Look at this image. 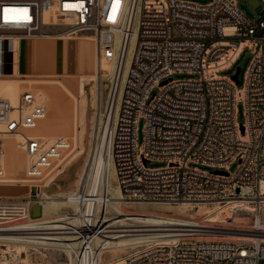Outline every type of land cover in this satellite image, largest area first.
<instances>
[{
    "label": "built area",
    "instance_id": "2783aa9c",
    "mask_svg": "<svg viewBox=\"0 0 264 264\" xmlns=\"http://www.w3.org/2000/svg\"><path fill=\"white\" fill-rule=\"evenodd\" d=\"M78 35L93 37L98 54L112 49L116 37L120 39L110 91L116 95L122 87V95L111 157L124 196L171 205L222 203L249 188L260 196L255 205L262 206L264 19L250 21L235 0H0V41ZM134 35L135 48L124 79ZM246 48L254 57L238 84L233 76L221 73L230 70ZM183 73L199 77L173 78ZM240 103L244 123L238 119ZM46 117V107L32 92L23 93L16 104L0 98V178L6 152L3 138L21 136L30 193L38 199L49 185L48 171L70 147L65 138L47 142L25 133L36 130ZM140 119L145 120L142 146L137 139ZM154 161L167 166L148 167ZM235 164L237 169L231 172ZM95 195L90 193L88 198ZM76 200L79 204L81 195ZM101 200L109 203V195ZM34 204L31 195L0 198V239L47 231L23 228L32 218ZM107 214L105 208L98 215L94 204L88 203L78 211L79 225L63 230L78 238L72 249L74 264H99L94 242L109 230ZM191 237L139 245L128 253L127 264H264V229L259 223L249 237L237 241Z\"/></svg>",
    "mask_w": 264,
    "mask_h": 264
},
{
    "label": "rangeland",
    "instance_id": "374dc122",
    "mask_svg": "<svg viewBox=\"0 0 264 264\" xmlns=\"http://www.w3.org/2000/svg\"><path fill=\"white\" fill-rule=\"evenodd\" d=\"M197 3H207L208 0H192ZM238 8L245 14V16L252 22H258L264 19V4L262 0H235ZM51 15H47L49 20ZM66 41H86L92 45V58L96 49L95 40L90 35H78L75 37L65 38ZM35 41V40H27ZM112 49L104 51L103 65L101 68V75L104 79L100 80V87L102 89V114L106 115L108 110V101L110 95L111 82L107 80L111 77V64H112ZM254 55L249 48H246L236 64L230 69L223 71L222 76L232 77L237 68L241 69L239 74V81H243L245 73L251 65ZM10 60V57L8 58ZM96 61V59H95ZM94 63V64H93ZM12 66H8V74L0 76V98L7 99L13 104H16L20 99L21 95L25 92H32L37 95L39 103L43 104L47 109V118L42 121V125L46 121H54L59 118L63 122L60 126L52 125L50 131L45 136L32 135V131L25 132L29 136L43 139L47 142L57 138H66L70 143V150L63 155L62 162L60 160L56 165L60 164V167L55 168L53 171H49L50 177L48 179L49 185L43 194L38 198L35 197L34 193H30L31 185L27 179V157L25 151L19 144L22 143V138L17 137L18 135L5 136L4 143L6 147L5 158L3 160V167L5 170V177L0 181V198L8 199H24L31 197L35 200V203L41 206L44 198L58 199L66 201V197L75 195L78 191L79 183L82 178L83 172L85 171L86 165L90 156L96 147V128L97 121L104 119L103 115H98L96 109V89H97V63L92 60V64L89 68H86L83 72H69L58 75L53 74H28L18 73L11 71ZM198 75L194 74H175L174 79H195ZM86 85V96H81V86ZM242 84L238 86L241 88ZM157 92V90H156ZM14 93V94H13ZM56 103V112L51 108L52 102ZM58 115V117H57ZM238 119L240 123H244V107L240 103L238 105ZM81 128V129H80ZM80 131L78 140L76 139V133ZM145 120L140 119L138 123V145L142 146L145 140ZM81 137V138H80ZM82 140V143H81ZM95 140V141H94ZM13 146V147H12ZM94 148V149H92ZM15 149L22 159V173L15 174L8 164L6 157L8 153ZM84 151V152H83ZM82 153V154H81ZM89 157V158H88ZM167 166L164 161H154L148 163L150 168H161ZM192 168L197 167L200 170L214 171V169L202 165H190ZM85 167V168H84ZM237 165H232L231 172L236 171ZM115 179V180H114ZM51 181V182H50ZM9 182V183H8ZM13 182V183H12ZM15 182V183H14ZM20 184H18V183ZM115 184L116 178H113ZM56 183L60 185V190L55 193H48V188L51 184ZM248 192L236 195L225 202L209 201V202H190L193 204L189 207L188 214L179 213L180 205H169L151 201H139L133 198L125 201L124 208L128 211H152L166 213L170 215L182 218L184 221H189L193 225L206 226L203 228H192V230H203L207 233H202V238L191 237L193 240L203 241H237L236 239H230V236L221 235L223 233L231 235H247L251 234V231L256 227V216L255 213H250L245 210L237 209L235 213L230 211L228 208L231 204L242 203L253 208L255 204L259 203L260 196L257 191L249 188ZM133 199V200H132ZM231 203V204H230ZM184 208V207H183ZM224 210V211H223ZM239 210V211H238ZM262 219L264 222V208H262ZM213 217V218H212ZM247 219L250 218V231H235L236 229H245L237 218ZM40 218V217H39ZM33 218V219H39ZM209 218L212 220H209ZM53 225H48L52 227ZM220 228H226L222 230ZM232 229V230H230ZM234 229V230H233ZM50 232V231H47ZM221 232V233H220ZM200 234V233H199ZM207 235V236H206ZM217 235V236H216ZM26 236V235H25ZM58 236V235H54ZM216 237V238H215ZM235 237V236H233ZM205 238V239H204ZM247 238V237H246ZM29 246L26 249L21 247H9L6 245H0V264H70L69 258L66 254L61 253L57 250L48 249L41 245L38 249ZM21 248V249H20ZM135 247H126L120 249H112L109 253H104L105 260L108 262V258L114 259L118 256H124L131 252ZM61 253V254H60ZM108 254V255H107ZM104 256L101 259V263H105Z\"/></svg>",
    "mask_w": 264,
    "mask_h": 264
},
{
    "label": "bare ground",
    "instance_id": "6f19581e",
    "mask_svg": "<svg viewBox=\"0 0 264 264\" xmlns=\"http://www.w3.org/2000/svg\"><path fill=\"white\" fill-rule=\"evenodd\" d=\"M135 40H136V35L132 37L129 45L126 64H125V73L123 77L124 79L131 64L132 55L135 48ZM119 47H120V39L119 37H116L112 51L111 77L107 79L110 82H113L114 74L116 71L117 61L119 56ZM102 79L104 78L102 77L99 69V73L97 76L95 103H96L97 113L98 115L101 114V116L103 115L102 114L103 94H102V89L100 87V80ZM80 93L81 96L83 97L86 96L85 84L81 86ZM121 95H122V87L119 94L117 93L116 95H114L113 90L110 92L107 113L106 115H103L104 119H99L97 121V128L95 135V140L97 142L96 147L90 158L88 157L89 160L86 165V168L84 167L85 171L83 172L82 178L80 180L78 187L79 189L77 190L78 192L73 196L66 197L65 198L66 201L51 199L50 197L46 199L44 198V200H42L41 203L42 205L41 217L37 220L30 217L26 220L23 226V228L26 231L47 230L50 232L47 231L30 232V233H24L22 235L20 234L17 236H10L5 239H0V245H6L9 247H21L24 249H26L29 246H33L32 248L38 249L41 245H43L46 247L45 248L46 250L53 249L66 254V256L69 258L70 261L69 263L74 264L72 249L78 245L77 244L78 238L77 236L73 235V232L63 231V230L76 228L79 225L80 222L78 217V211L80 213L82 206H86L88 203L94 204V207L97 209L98 215L105 208L108 210V214L105 216V221L110 223V225L108 226L109 230H107L105 232L106 234L97 238L94 242V248L99 250V264H102L101 259L103 258L104 253L105 252L109 253L108 251L112 249L114 250V249L133 247V246L137 247L139 245L153 241H170V240H179V239L187 240L192 235H197V238L199 237V239H201L203 236L202 233H207L206 231L203 230H192V228H203L206 226L193 225L194 222L189 223V221L187 220L184 221L182 218H179L174 215L160 213V212H152V211H128L124 208V204L126 203L125 201L130 199H128V197L124 196V194L121 193L117 182H115V184L113 182V178L116 177H115V170L111 157V140H112V134L114 132L117 114L119 111ZM55 106L56 103L53 101L51 103V108L56 112L57 109ZM42 123H40L39 127L36 130L32 131L33 133L32 135L45 136L46 134L44 133L49 132L52 125L58 127L63 124V122H61L59 118H56L54 121H46L44 122L43 125ZM80 129L76 133L77 140L79 138V134L81 131ZM52 140L53 139L49 140V142H52ZM19 147H21L20 144ZM62 159L60 160V164L62 162ZM6 160L8 161V164H10V167H12V170L14 171L15 174L18 175L22 173L21 172L22 159L20 158V154L15 149H12L8 153ZM60 164L55 165L53 169L50 170V172L53 171L55 168H58V166L60 167ZM4 177H5V170H4V176L0 178V181ZM242 191L243 194H245L248 192V189L243 188ZM90 193L91 194L96 193L95 195L96 198L89 199L88 197ZM80 195L82 197V200L78 204L76 199H78ZM105 195H109V200H110L109 203H106V201L101 200L102 197ZM260 195H264V183L261 186ZM92 196L93 195H91V197ZM177 205L181 206V208H179L180 209L179 213L188 214L190 208L186 206H192L193 204H191L190 202H184V203H179ZM261 205H262L261 207L257 205L254 206L253 208H248L246 203L242 204V203L233 202V204H231L228 208L224 210L230 209V211L235 213L237 209H240V210L248 211L250 213H255V216L257 218L256 223L257 224L259 223L261 227L264 229V222L261 214L262 208H264V200L262 201ZM212 218L211 219L209 218V220H212ZM235 221L240 223L242 227H245V229H239V230L236 229L235 231L249 232L251 230L250 218L243 219L238 217L237 220ZM48 225H53V226L48 227ZM220 229L226 230V228H220ZM54 235H58V236H54ZM221 235H226L228 237L230 236V239L232 238V240L234 239L241 240L243 238L250 236V234H248L249 236H247V235H231L227 233H223ZM103 264H107V263L105 262Z\"/></svg>",
    "mask_w": 264,
    "mask_h": 264
},
{
    "label": "crops",
    "instance_id": "0c3cea01",
    "mask_svg": "<svg viewBox=\"0 0 264 264\" xmlns=\"http://www.w3.org/2000/svg\"><path fill=\"white\" fill-rule=\"evenodd\" d=\"M117 3L114 4L116 6ZM113 6V9H114ZM65 38L52 36L35 41H0V76L11 71L28 74H53L58 75L69 72H83L92 60L97 63V73L103 65V54H98L96 49L92 58V45L86 41H66ZM96 46V44H95ZM10 57V60L8 58ZM96 59V61H95ZM112 61V60H111ZM94 64V63H93ZM108 255V254H107ZM110 257L107 264H127L126 257Z\"/></svg>",
    "mask_w": 264,
    "mask_h": 264
},
{
    "label": "water",
    "instance_id": "95a60500",
    "mask_svg": "<svg viewBox=\"0 0 264 264\" xmlns=\"http://www.w3.org/2000/svg\"><path fill=\"white\" fill-rule=\"evenodd\" d=\"M241 72V69L240 68H237L236 70V73L233 75V79L236 80V82L239 84L240 81H239V74ZM58 190H60V185L56 184V183H53L49 186L48 188V193L52 194V193H55L57 192ZM239 192V191H237ZM42 215V209H41V206L38 205V204H34L32 205L31 207V216L32 218H39L41 217Z\"/></svg>",
    "mask_w": 264,
    "mask_h": 264
},
{
    "label": "snow or ice",
    "instance_id": "6c2138e0",
    "mask_svg": "<svg viewBox=\"0 0 264 264\" xmlns=\"http://www.w3.org/2000/svg\"><path fill=\"white\" fill-rule=\"evenodd\" d=\"M7 11V10H6Z\"/></svg>",
    "mask_w": 264,
    "mask_h": 264
}]
</instances>
